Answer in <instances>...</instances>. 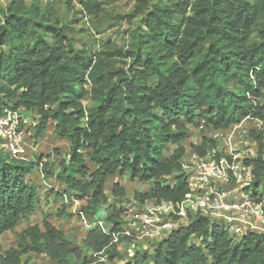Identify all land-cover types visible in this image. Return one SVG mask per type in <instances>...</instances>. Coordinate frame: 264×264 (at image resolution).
<instances>
[{
	"label": "trees",
	"instance_id": "1",
	"mask_svg": "<svg viewBox=\"0 0 264 264\" xmlns=\"http://www.w3.org/2000/svg\"><path fill=\"white\" fill-rule=\"evenodd\" d=\"M51 1L0 2V110L29 111L34 142L50 126L70 142L57 170L51 164L62 149L42 155L33 148V160L0 148V236L37 213L39 166L64 185L54 191L58 216L72 217L65 198H76L88 220L105 210L109 231L93 225L76 243L45 217L18 232L17 247L0 242V264H29L28 254L55 264H264V234L236 237L200 213L151 248L120 250L134 243L122 233L126 200L181 202L190 191L181 160L193 126L264 120V0H136L128 17L139 20L125 52L110 40L100 50L77 46L72 29L80 18L63 19ZM107 1H82L75 10L100 19ZM116 55L130 66L116 67ZM250 136L258 142L248 160L252 193L262 200L264 129L251 128ZM210 142L190 147L202 152ZM127 180L146 187L127 196Z\"/></svg>",
	"mask_w": 264,
	"mask_h": 264
},
{
	"label": "built area",
	"instance_id": "2",
	"mask_svg": "<svg viewBox=\"0 0 264 264\" xmlns=\"http://www.w3.org/2000/svg\"><path fill=\"white\" fill-rule=\"evenodd\" d=\"M71 1L81 6L86 0ZM27 113L23 108L9 106L0 110V148L23 159H29L25 148L33 132L27 126ZM247 120L253 124L248 125ZM251 128L264 129V120L246 118L225 129H212L208 137L211 142L202 152L186 151L181 172L186 175L190 191L181 202L163 199L126 204L122 233L132 238L133 249L137 245L151 248V243L167 238L173 230L187 224L191 214L197 213L223 224L236 237L264 234V198L259 200L252 193L255 173L253 164L248 162L258 154V142L250 136ZM65 201L74 213L90 223L88 226L98 224L109 231L102 219L93 222L85 217L78 199ZM112 235L117 241L118 235ZM133 249L129 251L132 253Z\"/></svg>",
	"mask_w": 264,
	"mask_h": 264
},
{
	"label": "rangeland",
	"instance_id": "3",
	"mask_svg": "<svg viewBox=\"0 0 264 264\" xmlns=\"http://www.w3.org/2000/svg\"><path fill=\"white\" fill-rule=\"evenodd\" d=\"M149 1L153 2L154 0ZM0 2L2 4H6L8 0H0ZM42 2L44 6L47 4V2H49V0H42ZM50 3L53 5L52 8H54L63 19L69 20L73 16L75 18H80V22L73 25L75 29H72V34L75 37V43L79 47L82 43L88 42L90 45H93L95 49L100 50L103 49V44L110 40L112 42L111 45L117 51L125 52L130 44L132 32L139 20V16L131 18L128 17V14L133 12L135 8L136 0H108L104 4L103 15L100 19H96L95 17H91L89 15L83 17L82 15L80 16L75 10L78 8L77 4L73 3L71 0H53ZM80 29H82V31ZM113 60L115 66L118 68L127 69L130 66V59L125 55H116ZM27 112L28 117L31 116L30 112ZM29 119L30 120L29 123H27V126L29 127V130H32L30 129V126H35L36 119L33 117H29ZM246 123L248 125H252L253 121L247 120ZM191 131V135L182 143L186 151L192 150L190 147L191 142L197 144L196 142L199 141L200 143L204 137L208 138L212 133V128L200 122L199 125L193 126ZM31 140L32 138L29 137L27 141V147L25 148L27 156L28 154L30 155V153L33 151V148H36L35 152L39 154L42 153L41 150H46L48 153L52 152L53 149H62V152L68 150L65 140L63 141L60 138H57V136L54 134L53 126L49 127L47 134L40 142H31ZM42 155H44V153H42ZM31 156L33 158V154L30 155L29 159H32ZM58 162L59 158H57V163ZM35 174L40 177V173L36 172ZM37 176L35 179H37ZM114 181L115 178L110 179L108 185L109 190ZM123 184L126 189L127 196H131L136 190H141L142 188L146 187L145 185L132 180L124 181ZM128 203L129 202L126 200V202L123 204L128 205ZM46 205L40 204L37 213L33 214L28 220L20 223V225L13 231H7L2 236H0L2 249L17 247L18 232L23 230L28 224L42 222L43 218L45 217L49 218V220H51L57 227L61 228L74 242L81 243L83 237L93 225L88 226L90 223H86L76 213L72 217L64 216L62 218L58 216V208L56 206L61 205L60 200L56 204L52 203L50 207L48 206V203ZM66 210L73 212L70 205L67 206ZM103 212H105V210L101 209L98 212L96 218L102 219ZM104 224L106 225V223ZM130 249H133V244L127 242L121 243V251L128 252ZM23 258L24 260L29 259V264H55L49 259L37 254L24 255Z\"/></svg>",
	"mask_w": 264,
	"mask_h": 264
},
{
	"label": "crops",
	"instance_id": "4",
	"mask_svg": "<svg viewBox=\"0 0 264 264\" xmlns=\"http://www.w3.org/2000/svg\"><path fill=\"white\" fill-rule=\"evenodd\" d=\"M61 140H63V141L65 140V142L67 143V146H68V150H69L70 142L68 140H66V139H61ZM196 143L199 144V141L196 142ZM68 150L65 151V152H62L60 154V156H56L55 155L54 157L55 158H59V159H61V157H66L67 153H68ZM41 152L44 153V154L48 153V152H46V150H44V151L41 150ZM31 158H32V156H31ZM33 158H35V155H33ZM44 160L50 161V158H45L44 157ZM52 161H53V163L51 165H53L55 167V169L57 170L59 168V166L56 164L57 162L55 161L56 163H54V159ZM36 172L40 173V177H38L36 174H33L34 179L37 176V179L34 180L35 183L40 186V188H39L40 194H41V203L40 204H42V205L45 204L46 205L48 203L49 207L51 206L52 203L56 204L59 200L56 201V198H55V195H54V191H62L64 189V185L59 183L54 177H46L41 166H39L35 170V173ZM60 206L61 205L56 206V207L59 208ZM46 207H47V205H46Z\"/></svg>",
	"mask_w": 264,
	"mask_h": 264
},
{
	"label": "clouds",
	"instance_id": "5",
	"mask_svg": "<svg viewBox=\"0 0 264 264\" xmlns=\"http://www.w3.org/2000/svg\"><path fill=\"white\" fill-rule=\"evenodd\" d=\"M200 143H201V142H200ZM200 143H199V144H200ZM199 144H197V145H199Z\"/></svg>",
	"mask_w": 264,
	"mask_h": 264
}]
</instances>
